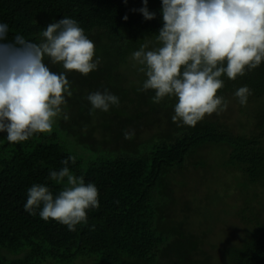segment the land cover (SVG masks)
<instances>
[{
  "label": "trees",
  "instance_id": "1",
  "mask_svg": "<svg viewBox=\"0 0 264 264\" xmlns=\"http://www.w3.org/2000/svg\"><path fill=\"white\" fill-rule=\"evenodd\" d=\"M140 6L141 0H0L6 41L19 34L39 42L47 23L67 16L100 57L86 75L67 73V118H56L50 132L14 143L0 133V264H264V61L233 80L224 78L217 90L228 101L224 111L206 114L194 126L174 122L175 98L157 104L153 90H138L144 77L131 53L146 41L154 46L161 25L159 0H147L156 13L151 20L130 11ZM45 63L64 71L59 63ZM242 85L251 90L243 106L233 96ZM104 89L119 104L90 114L84 97ZM70 155V169L98 190V207L74 231L23 208L31 184L59 190L48 171ZM213 158L216 171L197 180ZM227 175L233 186L219 196L213 187ZM237 191L240 201L228 206ZM201 192L225 201L224 215L235 224L232 238L211 244L225 226L209 203L196 207L201 202L193 195Z\"/></svg>",
  "mask_w": 264,
  "mask_h": 264
},
{
  "label": "clouds",
  "instance_id": "2",
  "mask_svg": "<svg viewBox=\"0 0 264 264\" xmlns=\"http://www.w3.org/2000/svg\"><path fill=\"white\" fill-rule=\"evenodd\" d=\"M161 25L154 46L139 45L130 59L143 74L139 91L153 90V103L175 98L171 120L194 126L206 114L224 111L228 101L217 90L224 78L233 80L264 61V0H159ZM130 11L144 20L156 13L149 11L147 0ZM127 14L121 17L127 20ZM8 25L0 22V133L9 143L26 141L34 133H48L63 112L71 95L69 71L86 75L100 61L94 44L76 20L61 17L47 23L39 42L17 34L6 41ZM59 63L64 71L54 72L45 63ZM251 90L242 85L233 96L244 105ZM84 99L89 113L108 112L119 104L109 92H89ZM132 132H124L125 139ZM75 156L61 160V167L49 169L47 179L59 186L53 193L46 183H33L26 189L23 208L29 214L49 218L74 231L87 224V212L98 207V190L85 183L68 166ZM93 227V226H90Z\"/></svg>",
  "mask_w": 264,
  "mask_h": 264
},
{
  "label": "rangeland",
  "instance_id": "3",
  "mask_svg": "<svg viewBox=\"0 0 264 264\" xmlns=\"http://www.w3.org/2000/svg\"><path fill=\"white\" fill-rule=\"evenodd\" d=\"M73 78L75 80H77V81L79 80V76H70L69 77V80H71ZM216 162L217 161L214 158L213 159H208L207 160V164H208V167L207 168H208V170L205 171L206 174L204 172H202L198 176V179L197 180L202 181L203 179H207L206 177L208 176V172H214V171H216V165H215ZM205 175H206V177H205ZM231 178L232 177H230V176H228V177H224L223 176V179L224 180L218 181L219 182V185L218 184H215L214 185L213 189H216L215 191H216L217 195H219V196L222 195L223 191H225L227 188L233 186V181H232ZM225 183L227 185L226 188H224V184ZM206 184H210L208 182V180H206ZM221 186H222V188H221ZM206 188L207 189L208 188L210 189L209 186H207ZM212 192H214V191H212ZM212 192H208V193L205 192V194H204V192H201L199 195H196V194L193 195V197H194V200H196V202H201L200 204H197L196 205V207L199 210H202L205 207V205H207L209 203V205L212 208V211L216 212L215 214H217L218 216L219 215H222V220L220 222L223 223V225L225 226V229H223L221 231H218V233L216 235H214V237L211 239V241H212L211 244L213 245V244H216L215 242H217L219 240H222L224 242L225 239L232 238L234 236V234H235L233 232V229H234L235 224H234V222L229 217H227V216L224 215V206H223V204L225 203V201H221L219 199H216L215 196H213ZM240 197H242V196L239 194L238 191L236 193H234L230 197V199L228 201L229 203H227L228 206L229 205H233V204L239 202L240 201ZM207 198H209V201L208 202L205 201V199H207ZM231 201H233V202L230 203ZM228 206H226L225 212H228V209H227ZM196 207H194V208L196 209ZM196 213H198V211H196ZM212 252H214V250Z\"/></svg>",
  "mask_w": 264,
  "mask_h": 264
}]
</instances>
